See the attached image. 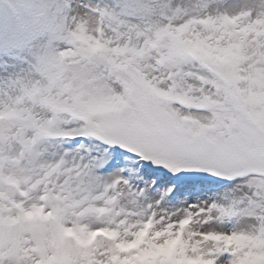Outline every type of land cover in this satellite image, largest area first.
I'll return each mask as SVG.
<instances>
[{"label":"snow or ice","instance_id":"1","mask_svg":"<svg viewBox=\"0 0 264 264\" xmlns=\"http://www.w3.org/2000/svg\"><path fill=\"white\" fill-rule=\"evenodd\" d=\"M0 264H264V0H0Z\"/></svg>","mask_w":264,"mask_h":264}]
</instances>
